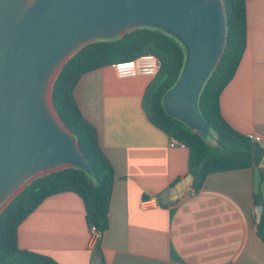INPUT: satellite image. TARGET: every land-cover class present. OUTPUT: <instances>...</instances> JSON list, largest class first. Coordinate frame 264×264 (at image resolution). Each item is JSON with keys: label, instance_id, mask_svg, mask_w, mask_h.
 I'll list each match as a JSON object with an SVG mask.
<instances>
[{"label": "crops", "instance_id": "obj_1", "mask_svg": "<svg viewBox=\"0 0 264 264\" xmlns=\"http://www.w3.org/2000/svg\"><path fill=\"white\" fill-rule=\"evenodd\" d=\"M246 29V50L220 95V111L234 130L259 137L264 148V0H247ZM150 80L118 79L106 66L83 75L74 88L114 169L109 226L100 240L104 263L264 264L253 169L211 174L197 192L188 188L166 206L141 207L142 201L159 202L188 174L187 148L171 146L142 109ZM94 243L82 201L69 192L46 198L17 229L20 249L58 264H96Z\"/></svg>", "mask_w": 264, "mask_h": 264}, {"label": "water", "instance_id": "obj_2", "mask_svg": "<svg viewBox=\"0 0 264 264\" xmlns=\"http://www.w3.org/2000/svg\"><path fill=\"white\" fill-rule=\"evenodd\" d=\"M157 28L176 39L185 61L162 98L167 115L205 136L198 98L225 46L221 0H0V214L34 180L73 167L89 171L52 104L53 84L81 48ZM192 185L187 174L160 205ZM256 222L261 207L255 208Z\"/></svg>", "mask_w": 264, "mask_h": 264}, {"label": "trees", "instance_id": "obj_3", "mask_svg": "<svg viewBox=\"0 0 264 264\" xmlns=\"http://www.w3.org/2000/svg\"><path fill=\"white\" fill-rule=\"evenodd\" d=\"M221 1L226 20L225 46L198 98V110L209 127L208 135L193 132L163 109L162 98L180 77L185 50L176 39L162 30L141 27L120 38L95 41L81 48L65 63L53 84L52 104L77 141L89 171L73 167L43 176L26 186L8 204L0 214V264H58L49 256L20 249L17 229L46 198L66 192L81 199L87 227L89 230L93 227L97 232L93 247L95 256H98L95 258L96 264H105L100 240L109 226L114 169L100 145L95 127L78 107L74 88L87 73L144 54L154 55L159 69L144 91L142 109L154 127L187 148V171L192 176L190 188L199 191L211 174L255 170L259 182L253 195L254 206L261 207L260 221L255 223V228L257 237L264 243V170L260 168L264 148L234 130L223 118L219 104L220 95L233 79L246 50L247 0Z\"/></svg>", "mask_w": 264, "mask_h": 264}, {"label": "built area", "instance_id": "obj_4", "mask_svg": "<svg viewBox=\"0 0 264 264\" xmlns=\"http://www.w3.org/2000/svg\"><path fill=\"white\" fill-rule=\"evenodd\" d=\"M115 76L118 79H130L135 77H147L152 79L158 72L159 62L157 58L152 54H144L138 56L137 58L129 61H122L112 65ZM249 139L258 143L259 137L254 135H247ZM171 146L178 145L177 141L170 139L169 141ZM158 200H149L142 201L140 203L142 208H149L152 206H156L158 204ZM91 237L95 241L97 238V232L95 228L90 229Z\"/></svg>", "mask_w": 264, "mask_h": 264}, {"label": "rangeland", "instance_id": "obj_5", "mask_svg": "<svg viewBox=\"0 0 264 264\" xmlns=\"http://www.w3.org/2000/svg\"><path fill=\"white\" fill-rule=\"evenodd\" d=\"M255 178H256V183L258 184V182H259V176H258V173L257 172H255Z\"/></svg>", "mask_w": 264, "mask_h": 264}]
</instances>
